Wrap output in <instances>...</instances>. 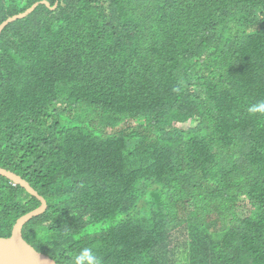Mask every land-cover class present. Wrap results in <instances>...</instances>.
<instances>
[{"label":"trees","instance_id":"obj_1","mask_svg":"<svg viewBox=\"0 0 264 264\" xmlns=\"http://www.w3.org/2000/svg\"><path fill=\"white\" fill-rule=\"evenodd\" d=\"M36 4L0 34V169L48 204L25 240L57 264H264V54L218 42L240 5L231 32L264 47V0H0V26ZM40 205L0 176V237Z\"/></svg>","mask_w":264,"mask_h":264},{"label":"water","instance_id":"obj_2","mask_svg":"<svg viewBox=\"0 0 264 264\" xmlns=\"http://www.w3.org/2000/svg\"><path fill=\"white\" fill-rule=\"evenodd\" d=\"M25 15L11 17L0 26V33L8 23L24 18ZM0 175L6 177L12 182L19 184L27 191L38 198L41 205L34 211L21 217L12 228L9 238H0V264H57L47 255L37 251L23 237V229L25 225L32 219L44 214L47 211V201L35 191L31 185L23 180L20 176L7 170L0 169Z\"/></svg>","mask_w":264,"mask_h":264},{"label":"clouds","instance_id":"obj_3","mask_svg":"<svg viewBox=\"0 0 264 264\" xmlns=\"http://www.w3.org/2000/svg\"><path fill=\"white\" fill-rule=\"evenodd\" d=\"M262 0H254V2H261ZM41 4V2H40ZM42 4H45L47 6H51L49 2L47 1H43ZM57 5H55L54 8H56ZM39 5H35L32 8H30L27 13L25 14H21V15H32V12L38 8ZM53 8V9H54ZM229 9L232 11L233 14H229V17L232 15V19H231V23H230V29L228 31V33L224 37L220 36L218 42L222 43V50L224 53H228L230 51L235 50L238 47H244L246 48V55L247 56H253L252 59H256L258 57H261L264 54V50L262 46L255 44L252 42L251 38L253 36V33L250 34L249 40H248V44L245 41V39L241 36H238L235 33L231 32V29L241 26L243 25L247 20H248V13L245 12L244 9L241 8L240 5H234V6H230ZM19 16V15H18ZM2 33V32H1ZM0 33V34H1ZM251 59V60H252ZM247 113L250 117L256 116V115H264V100L259 101L258 103L255 104H251L247 107ZM189 125V124H187ZM177 126H181V125H177ZM176 126V127H177ZM184 126V125H182ZM178 128V127H177ZM187 128H190V126H188ZM187 128H180L183 130H186ZM1 170H7V169H1ZM9 171V170H7ZM12 172V171H10ZM15 173V172H12ZM16 175H18L17 173H15ZM1 176V175H0ZM20 176V175H18ZM23 180H25L22 176H20ZM6 178V177H4ZM7 179V178H6ZM9 180V179H7ZM10 181V180H9ZM27 181V180H25ZM28 182V181H27ZM10 183H13L15 185H19L16 184L15 182L10 181ZM29 183V182H28ZM30 184V183H29ZM31 185V184H30ZM20 186V185H19ZM22 187V186H21ZM31 187L36 191V189L31 185ZM23 188V187H22ZM25 189V188H23ZM27 191V189H25ZM28 192V191H27ZM38 192V191H37ZM29 193V192H28ZM30 194V193H29ZM39 194V193H38ZM32 195V194H31ZM40 195V194H39ZM33 196V195H32ZM41 196V195H40ZM35 197V196H34ZM43 197V196H41ZM44 198V197H43ZM38 199V198H37ZM45 199V198H44ZM39 200V199H38ZM40 201V200H39ZM36 209V208H35ZM34 211V209H33ZM32 212V211H31ZM27 215V214H26ZM25 216V215H24ZM18 222V221H17ZM16 225V224H15ZM26 226V225H25ZM24 230V229H23ZM12 232V231H11ZM11 236V235H10ZM9 236V237H10ZM9 237H0V238H9ZM24 237V235H23ZM25 239V238H24ZM31 245V244H30ZM72 264H101V259L100 257L95 254L94 250L91 247H83L81 248L72 258Z\"/></svg>","mask_w":264,"mask_h":264},{"label":"rangeland","instance_id":"obj_4","mask_svg":"<svg viewBox=\"0 0 264 264\" xmlns=\"http://www.w3.org/2000/svg\"><path fill=\"white\" fill-rule=\"evenodd\" d=\"M188 126H190V125H184V126L181 125V126H177V127L179 129V128H187Z\"/></svg>","mask_w":264,"mask_h":264}]
</instances>
